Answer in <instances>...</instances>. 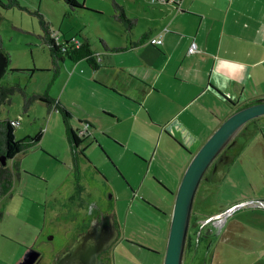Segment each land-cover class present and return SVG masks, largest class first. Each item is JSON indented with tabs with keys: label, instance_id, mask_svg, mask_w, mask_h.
Wrapping results in <instances>:
<instances>
[{
	"label": "rangeland",
	"instance_id": "rangeland-1",
	"mask_svg": "<svg viewBox=\"0 0 264 264\" xmlns=\"http://www.w3.org/2000/svg\"><path fill=\"white\" fill-rule=\"evenodd\" d=\"M78 1L88 9H79L80 12L74 15L66 0H18L21 7L0 6V37L4 50L10 55L8 67L0 79L3 84L20 83L29 94L48 91L56 98V94L67 84V76L73 71H80L82 64L86 65L82 60L78 62L80 65L71 66L72 63H62L51 57L40 37L43 30L37 11L51 23L53 36L57 39L87 37L92 48L99 51H104L100 38L110 46L126 44L123 39L126 34L118 19L112 16L113 0ZM116 1L129 3L128 0ZM94 8L101 11L89 10ZM67 91L64 93L68 96ZM23 101L20 92L14 93L2 105L0 118L17 122L16 138L33 134L41 128L44 129V136L39 143L17 155L15 161L19 163V175L15 177L11 190L0 199V264H51L54 259L52 250L66 243L67 218L77 211L71 204V198H77L82 191L78 187L79 180L89 187V183H100V177L93 175L97 181L92 178L93 172L89 168L95 170L93 166L89 167L90 164L85 167L87 172L81 178L77 169H73L74 157L59 110H49L46 102L36 100L24 111ZM70 106L73 109L78 107ZM260 119L256 120L259 129L245 133L246 129L249 130L247 126L237 135L236 140H240V144L229 147L227 159L222 160L223 156H219L211 164L196 193L194 205L203 214L202 218L219 214L239 202L253 201L239 206L228 216V229L226 236L223 235L224 242L221 241L218 264H264V206L258 202L264 200V117ZM253 121L247 125H252ZM128 126L122 125L119 131L127 132ZM192 127L199 130L204 125ZM169 139L163 138L161 146L156 143L157 160L164 158L165 166L168 165V155L164 152L167 148L164 143H168ZM172 145L177 147L175 142ZM198 149L193 148L194 152ZM180 152L177 153L185 155V151ZM89 153L92 165H99L111 177L112 195L115 199L119 198V203L115 200L114 208L119 215L122 234L148 248L160 250L151 252L147 247L118 242L113 251L114 264H163L170 222L155 207L145 202L136 204L138 195H144L165 210V203L160 198L164 196L146 188L155 167L147 179L144 177L148 169L143 172V168H138L140 174L131 179L136 193L128 199L124 196L129 191L126 190V177L118 167V170L114 168L113 159L136 171L139 162L133 157L135 152L116 146L112 158L94 145ZM189 160V155L183 161L181 157L179 169L182 170ZM141 181L144 184L138 190ZM101 188L105 193L112 191L108 184ZM240 223L245 226L239 227ZM194 252L195 262L186 259L188 264H200L202 257L198 258L199 251L192 254ZM206 264H210L209 260Z\"/></svg>",
	"mask_w": 264,
	"mask_h": 264
},
{
	"label": "crops",
	"instance_id": "crops-1",
	"mask_svg": "<svg viewBox=\"0 0 264 264\" xmlns=\"http://www.w3.org/2000/svg\"><path fill=\"white\" fill-rule=\"evenodd\" d=\"M128 2L119 3L128 17L136 18V23L129 28L125 21L118 20L126 34L124 48H107L104 42L108 47L114 46L100 38L104 51L92 48L96 52V68L86 59H59L62 63H72L71 66L82 60L86 65L82 64L80 71L67 76V84L56 94L55 101L71 112L73 129L80 127L82 121L93 125V136L89 139L92 142L84 152L88 156L73 155V169H77V175L79 172L81 178V170L90 164L89 167L93 166L95 170L89 168L93 179L97 174L100 180L96 181L101 183L103 177L98 173L99 168L112 181L103 168L92 165L88 158L92 157L90 148L97 145L112 158L116 146L130 149L139 162L136 171L113 159L114 168H119L126 177V190L129 191L125 192V198L136 193L131 179L140 174L138 168H143V172L148 169L144 177L147 179L155 167L146 188L164 196L160 198L165 203V210L144 195H138L136 204L145 202L155 207L169 221L175 193L188 165L187 161L180 170L179 159L182 157L183 161L188 155L191 159L195 153L193 148L198 149L238 107L264 97V0ZM97 9L93 12L101 11ZM161 32H164L163 44L149 42L151 36ZM192 41L199 48L196 53L188 52ZM65 90H68V96ZM69 103L78 107L73 109ZM122 125H129L127 132L119 131ZM192 125L204 127L196 130ZM66 134L70 144L67 131ZM163 138H170V143H164L167 166L164 158L157 160L156 143L161 146ZM180 150L185 151V155L181 156ZM140 184L138 190L144 181ZM83 185L79 180L78 187L83 188ZM111 190L114 192L113 185ZM86 191L87 196L83 191L77 198L72 196L71 204L75 210L84 198L88 202L99 199L95 189L87 188ZM112 198L119 203V198ZM240 226L245 224L240 223Z\"/></svg>",
	"mask_w": 264,
	"mask_h": 264
},
{
	"label": "water",
	"instance_id": "water-1",
	"mask_svg": "<svg viewBox=\"0 0 264 264\" xmlns=\"http://www.w3.org/2000/svg\"><path fill=\"white\" fill-rule=\"evenodd\" d=\"M8 64L7 56L0 50V79ZM263 115L264 97L238 107L216 127L193 154L175 193L163 264L183 263L196 193L210 165L219 156L220 158L223 156L222 160L227 159L229 157L227 148L233 145L238 133L249 121ZM1 158L4 164L8 162L5 157ZM247 202L239 204L244 205ZM118 234L114 212H111L80 233L67 249L56 256L54 264H105L99 255L116 242Z\"/></svg>",
	"mask_w": 264,
	"mask_h": 264
},
{
	"label": "trees",
	"instance_id": "trees-1",
	"mask_svg": "<svg viewBox=\"0 0 264 264\" xmlns=\"http://www.w3.org/2000/svg\"><path fill=\"white\" fill-rule=\"evenodd\" d=\"M66 2L70 5L73 15L79 13V9H88V7L78 0H66ZM0 6L3 8L21 7L18 0H0ZM112 6L114 9L112 14L116 19L125 21L129 28L134 26L136 18L128 17L122 4L113 0ZM89 10L94 11L93 9ZM36 13L40 18L41 28L43 30V34H40V37L42 38L43 43L47 45L50 55L54 60L63 59L64 57H68L73 61L86 59L91 66L95 68L98 66L96 62V52L92 49L88 38H84L83 40L78 37L74 39H57L56 36H53L51 23L45 19L43 13L39 11ZM76 40L79 41V44H77ZM104 45L112 50H120L124 48L123 46L108 47L105 42ZM0 50L5 53L10 62V55L4 50L1 37ZM14 70L19 69L14 68ZM16 92H20L23 95L24 111H27L36 100L46 102L49 109L59 110L62 114L66 131L71 139V148H74V145L76 146L78 144L79 139L70 124V118L72 116L71 112L64 106H59V102L55 101V98H53L48 91L29 94L20 83L3 84L0 81V111L2 105L9 101L11 96ZM261 117H264V115L256 118V120ZM42 137L43 128L33 134H26L21 138H16L15 124L12 123L9 118H0V199L11 190L15 177L19 175V163L15 161L17 155L39 143ZM1 157H5L8 162L4 164Z\"/></svg>",
	"mask_w": 264,
	"mask_h": 264
},
{
	"label": "flooded vegetation",
	"instance_id": "flooded-vegetation-1",
	"mask_svg": "<svg viewBox=\"0 0 264 264\" xmlns=\"http://www.w3.org/2000/svg\"><path fill=\"white\" fill-rule=\"evenodd\" d=\"M255 121L252 122V125H245V127L249 126V130H246L243 128L240 133L241 134L244 130L245 133H253L257 129H259V125H257L256 118L253 119ZM258 120H261L260 118ZM79 127H75L74 130L76 132V135L79 139V142L77 144V147L72 148V153L74 156H77L78 154H82L83 157L85 158V151L87 150V146L92 142V140H89L93 136V125H91L90 130H91V135L88 134H77V129ZM240 140H236L233 143L234 145L240 144ZM230 146L227 148V152L229 153ZM85 155V156H84ZM87 157V156H86ZM87 159V158H86ZM89 160V159H87ZM90 161V160H89ZM213 164V163H212ZM211 167V165H210ZM209 167V168H210ZM84 168V167H83ZM208 168V169H209ZM98 173L100 174L103 179H101V183L94 182L89 183V187L92 189H95L96 196L98 195L97 198L93 201L88 202L85 198L82 200L81 203H79V208L77 209L76 212H72L70 218H67V224L65 226V234H67L66 237V243L61 246L60 248H54L52 250V258L54 257L53 261L51 264L55 263V258L56 256L67 249L69 245L72 243V241L82 232L86 231L87 228L94 223H97L100 221L104 216H107L111 212H114V219H115V225L119 230V234L117 237L116 242L110 246L107 250H104L100 253L99 257L100 259L105 263V264H114V250L116 248V244L119 242L128 243V244H136L137 246H141L143 248H146L147 246L145 244H142L138 242L137 240L131 239L127 237L126 235L122 234V226L119 221V215L116 213V209L114 208L116 206L114 199L112 198V191L105 193V190H103L101 187H106L107 184L112 187L109 178L106 177L105 172L97 168ZM87 171L81 170L82 176L83 177L86 174ZM207 173V172H206ZM88 174V173H87ZM79 175V172H78ZM204 179V178H203ZM202 179V180H203ZM103 180V181H102ZM202 182V181H201ZM82 183V182H81ZM84 184V183H83ZM201 184V183H200ZM101 185V186H100ZM84 187L81 188L83 191V195L87 196L89 195L86 191L88 185H83ZM87 187V188H86ZM110 193V194H109ZM264 201V200H262ZM88 202V203H87ZM241 203V202H239ZM237 203L233 207L220 212L219 214L216 213V215H211V216H204L202 218L201 215H203L197 208L195 209V205H193L192 209V220L189 226V231L187 235V240H186V245H185V250H184V257H183V263L182 264H188V261L194 260L195 262V252L192 254L193 251H196L200 253L198 258H201V261L199 262L200 264H206L207 261L209 260L210 264H218V255L221 249V241H223V235L224 237L226 236V232L228 229L227 226V221H228V216L234 212V210L239 209L240 204ZM74 211V210H71ZM171 220V217L169 218V222ZM170 227V225H169ZM69 233V235H68ZM168 233L169 229L167 232V237L168 238ZM224 242V241H223ZM165 249H166V242H165ZM148 248V247H147ZM149 251L151 252H160V250L157 249H151L148 248ZM192 255V257H191ZM212 255H213V260H212ZM188 261H187V260ZM204 259V262L202 263ZM190 263V262H189ZM222 264V263H221Z\"/></svg>",
	"mask_w": 264,
	"mask_h": 264
},
{
	"label": "built area",
	"instance_id": "built-area-1",
	"mask_svg": "<svg viewBox=\"0 0 264 264\" xmlns=\"http://www.w3.org/2000/svg\"><path fill=\"white\" fill-rule=\"evenodd\" d=\"M77 41V40H76ZM149 42L155 45H160L163 44L164 42V32H161L157 35H153L149 38ZM77 44H79V41H77ZM199 51V48L197 46V43L195 41H192L188 47V52L189 53H196ZM12 123L16 124L17 122L12 119L11 120ZM91 124L88 121H82L80 127L76 130L77 134H88L91 135V130H90ZM253 201H248L246 204H250ZM259 205L264 206V201H258ZM244 204V205H246ZM244 205H240V206H244Z\"/></svg>",
	"mask_w": 264,
	"mask_h": 264
}]
</instances>
